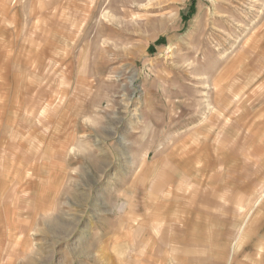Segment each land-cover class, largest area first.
Wrapping results in <instances>:
<instances>
[{
    "label": "rangeland",
    "instance_id": "obj_1",
    "mask_svg": "<svg viewBox=\"0 0 264 264\" xmlns=\"http://www.w3.org/2000/svg\"><path fill=\"white\" fill-rule=\"evenodd\" d=\"M0 155V264H264V0H0Z\"/></svg>",
    "mask_w": 264,
    "mask_h": 264
},
{
    "label": "crops",
    "instance_id": "obj_2",
    "mask_svg": "<svg viewBox=\"0 0 264 264\" xmlns=\"http://www.w3.org/2000/svg\"><path fill=\"white\" fill-rule=\"evenodd\" d=\"M32 43H33V41H32ZM32 43H31V45L30 46H32V48L33 49H35L36 50V48L38 49V48H40L39 47V45H32ZM41 48H43V47H41ZM29 49V48H28ZM33 49H29L30 50V52L33 50ZM45 49V48H44ZM42 50V49H41ZM18 67H19V74H18V69H17V75L20 77V79H21V83H22V81H24L23 79L24 78H26V77H30V83L29 84H25V85H23V83H22V87H24V90H20L21 92L22 91H26L28 94H32V93H35V92H37V85H36V87H35V82H34V84H33V79H34V77L36 76V69L35 70H33L32 68H31V70H28L27 72H26V62H23V63H18ZM21 67V68H20ZM25 68V69H24ZM32 71V72H31ZM38 71V70H37ZM21 72V73H20ZM19 80V79H18ZM70 80V79H69ZM18 86L20 87V83L18 84ZM21 87V88H22ZM26 92L24 93V95H26ZM22 97H24L23 95H22ZM30 107H29V105H28V103H26V102H24V107H23V104H21V109H20V111H22L23 113H29V109ZM22 126H23V124H21ZM20 127V126H19ZM222 127V128H221ZM220 127V129H219V131L217 132V133H215L214 131V129H212L213 130V133H212V137H210V141H211V143H217L218 145H220V144H223L224 146L222 147V148H225V144H228L227 142H228V140L230 139V137H231V135L234 133V131H233V128H231V127H225V125L223 124L222 126ZM234 129H235V127H234ZM214 134V135H213ZM216 134H220L221 135V139H219L218 141L215 139V136H216ZM261 140V139H260ZM260 140H253L252 142L253 143H255V142H257V141H260ZM208 141H209V139H208ZM255 141V142H254ZM19 144H21V143H19ZM253 145H255V144H253ZM256 146V145H255ZM21 147H22V144H21ZM221 147V146H220ZM236 155V152L235 151H232L231 149H229V150H222L221 148L220 149H217V150H211V152L210 151H208L207 153H206V160H208V161H211L212 163L215 161L214 159L215 158H217L218 159V157L217 156H221L227 163L229 162V160L231 159V158H233L234 156ZM1 156V155H0ZM27 159L28 160H32L33 158H32V156L30 155L28 158H23V159H21V160H23V162H24V164H26L28 161H27ZM16 160V159H15ZM14 160V162H16ZM214 164V163H213ZM17 166V165H16ZM212 167H213V165H212ZM228 167V166H227ZM19 169H21V167H17L16 168V170H19ZM259 206V203H256L255 204V208H257ZM244 224H246L245 226H247V223H246V220H245V222H244ZM260 225V227H262V229L263 230H259L258 229V226ZM255 230L253 229L252 230V232H251V236H254L253 237V239H250V242H249V244H247V237H246V234H245V241L243 242V234H244V232L245 231H243V229H241L240 230V235H239V244H240V251H242V250H244V253H246L247 252V250H250V251H253L254 252V254H256V255H258L259 253H262V255L261 256H263L264 254H263V252H262V249H260V240H261V242H264V213L262 212V218L260 217V216H258L257 218H256V222H255ZM240 228H243V223L242 222H240ZM224 231H226V230H224ZM260 234V235H259ZM241 257H248V255H244L243 254V252H241ZM144 258V255L143 256H141V253H139L138 252V254L136 255V259L134 260V261H132V264H148V260H145V259H143ZM159 264V262H156V264ZM173 264V263H172ZM176 264V263H175Z\"/></svg>",
    "mask_w": 264,
    "mask_h": 264
}]
</instances>
